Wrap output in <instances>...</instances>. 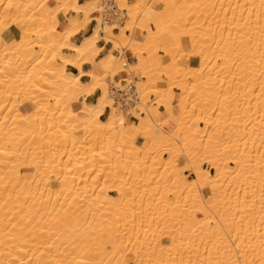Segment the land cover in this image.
<instances>
[{
	"label": "bare ground",
	"instance_id": "1",
	"mask_svg": "<svg viewBox=\"0 0 264 264\" xmlns=\"http://www.w3.org/2000/svg\"><path fill=\"white\" fill-rule=\"evenodd\" d=\"M50 1L0 0V264H264V0H133L131 41L92 16L106 0ZM102 40L135 64L123 48L83 71ZM124 71L147 82L132 121Z\"/></svg>",
	"mask_w": 264,
	"mask_h": 264
},
{
	"label": "rangeland",
	"instance_id": "2",
	"mask_svg": "<svg viewBox=\"0 0 264 264\" xmlns=\"http://www.w3.org/2000/svg\"><path fill=\"white\" fill-rule=\"evenodd\" d=\"M120 1V2H119ZM124 2V4L123 3H121V2ZM151 1V2H150ZM149 1V3L151 4V3H153V4H155V2H156V0H150ZM83 2H85V1H83ZM133 3H135L133 0H118V6L121 8V9H125L126 10V16H127V20L125 19L124 20V22H123V26L122 27H118V29H117V31H114V29H113V33L114 34H117L118 32H120L121 31V29L125 32V34H129L128 36H129V41H131L130 40V38L131 37H133V34H134V32H136V28L137 27H135V29H134V32H133V34H132V32L130 31V30H128V27H129V25H131V21L128 19V16H129V14H130V11H129V9H127L128 7H126V6H128V5H133ZM148 3V4H149ZM240 4V2H236V5H235V3L233 4V7H237L236 9L238 10V7H240L241 6V4H240V6H239V4ZM50 5H55V3H54V1L52 0V1H50V3H49ZM124 6H123V5ZM162 6L163 5H160L159 7H158V9H162ZM242 8H244V7H242ZM245 8H246V6H245ZM141 9V8H140ZM138 11V12H137ZM136 12L137 13H139V11L140 10H137ZM98 13V12H97ZM97 13H93L92 14V16H95V17H97ZM73 13L70 11V10H67L66 11V16L67 17H69V16H71ZM164 20V18H162V21ZM146 21V20H145ZM192 21V20H191ZM64 22H65V25H64V27H62V28H60V30L61 29H63V28H65L66 26H67V21L64 19ZM94 23L95 22H91V23H89V25H93L94 26ZM80 24H82L81 23V21H80ZM88 25V26H89ZM98 25V24H97ZM113 28H115V27H113ZM93 29H94V27H93ZM93 31V30H92ZM132 34V35H131ZM131 35V36H130ZM141 38V37H140ZM131 39H133V38H131ZM100 42H104L103 40L102 41H100ZM99 42V43H100ZM105 43V42H104ZM210 44V43H209ZM98 45V44H97ZM222 46V45H221ZM219 44L217 45V50L216 51H218L219 50V48L221 47ZM124 48V49H123ZM176 48V46L174 45V46H172V49H175ZM123 49V50H122ZM123 51V54H124V52H125V54H126V56L127 55H130L131 57H132V61H130V62H128L129 64H131V65H134L135 64V62H136V60H135V57H134V55H133V53H132V55L127 51V50H129V51H131L130 49H129V46H124V47H122V46H117V48H115V49H113V47H112V49L110 50V51H112V54L114 55V56H116V57H118L119 59H121V54H122V51ZM64 52L65 53H69L67 50H64ZM132 52V51H131ZM158 54L159 55H162V53L161 52H158ZM178 54H180V53H178ZM106 55V54H105ZM104 55V56H105ZM144 56H146V54H144ZM124 58H125V56H123ZM123 59H121V61H122ZM184 60V59H183ZM125 61H126V59H125ZM193 61V64H194V66H198V60H195V59H193L192 60ZM127 62V61H126ZM181 62H183V61H181ZM180 62V63H181ZM222 62H219L218 64H221ZM95 71H98V66L96 65V67H95ZM98 73H100L99 71H98ZM128 73H129V71H128ZM128 73H127V71H124L123 73H120L118 76H114L113 78H112V82L115 84V85H119V87H120V80H121V75L122 74H125V75H128ZM160 79L163 81V82H165L166 84H168L169 82H168V80L166 79V77H164V76H161L160 77ZM129 80H131L132 82H134V85L135 86H137V87H139V86H142V84H143V82H146V80H142L141 79V76L139 75V74H130L129 75ZM83 81H87L86 79H84ZM147 83V82H146ZM111 89V88H110ZM174 92L177 94L176 96L177 97H179V95H178V93H179V91L178 90H176V89H174ZM115 96V95H114ZM20 100V99H19ZM19 100H17V102H19ZM114 106L116 107V108H118V110L120 109V105L118 104L119 103V101H118V99H117V96H115L114 97ZM156 97L155 96H149L148 97V102H147V108L148 109H150V110H153L156 106H157V104H156ZM118 102V103H117ZM52 103V102H51ZM25 104H29L30 106H31V108H33V105L32 104H30V103H25ZM128 110V112L127 111H121L120 110V112H121V114H122V116H124L126 119H128V120H131L132 121V117H133V115H132V112H133V114H137V115H141L142 117H144V115H145V113L144 112H142V111H139V109L140 108H138L137 106L136 107H134V108H130V107H128L127 108ZM132 109V110H131ZM160 109L161 108H159V111H160ZM109 110V109H108ZM125 112V113H124ZM124 113V114H123ZM143 113V114H142ZM127 116H126V115ZM160 115V113L157 115V116H154L153 117V119L155 120V121H158V120H156V118L158 117ZM201 127H203V125H200ZM165 130L166 131H168V132H172L173 130H174V125L173 124H171V123H168V126L165 128ZM162 153V154H161ZM160 154L162 155V158H163V160H166V159H168L169 157H170V154L168 155V153H165V152H161ZM175 155H176V153H175ZM185 161H183L182 163H181V165L183 166V163H184ZM97 167V166H96ZM86 167H84V168H82L81 169V171L79 172V174H83V176H85L86 174L84 173V172H86V169H85ZM95 168V167H94ZM98 168V167H97ZM97 168L96 169H93L94 171L92 172L93 173V175L95 176L96 174H98V177H97V175L95 176V182H96V184H95V192H97V190H100V188L99 187H101L102 186V180H101V178H100V175H99V170H97ZM202 168L204 169V170H208V171H210L211 173H213V171H211L210 170V166L208 165V164H206V163H204V162H202ZM99 169V168H98ZM87 170H89L88 168H87ZM22 172H25V171H22ZM97 172V173H96ZM96 173V174H95ZM91 175V174H90ZM88 176L89 177V180H88V182H90V179H91V176H93V175H91V176ZM86 177V176H85ZM93 178V177H92ZM194 178V176H193V174H192V172L191 171H188V172H184V179L187 181V180H192ZM98 179H100V180H98ZM94 182V183H95ZM84 183V182H83ZM99 183H100V186H99ZM102 183V184H101ZM107 183H108V185H109V182H106V184L105 185H107ZM111 195H115L114 193H112ZM173 197H170V199H172ZM205 199H207V197H205ZM199 218H202L201 216H198ZM254 225H257L256 223L254 224ZM174 229L176 230V225H175V227H174ZM239 239H241L240 238V236H239V234H238V237L236 238V244H237V242L239 243ZM165 244H167L168 242L167 241H163ZM235 243V242H234ZM231 245V244H230ZM233 246V245H232ZM234 247V246H233ZM122 249H124V248H122ZM247 250H249V249H245V253H246V251ZM250 251V250H249ZM250 252H248V254H249ZM237 255V256H236ZM247 255V254H246ZM235 256H236V258H237V260H241L238 256H239V254L237 253V254H235ZM242 263H244V262H242ZM241 263V264H242ZM128 264H132V262L131 261H128ZM245 264H250L248 261L245 263Z\"/></svg>",
	"mask_w": 264,
	"mask_h": 264
},
{
	"label": "crops",
	"instance_id": "3",
	"mask_svg": "<svg viewBox=\"0 0 264 264\" xmlns=\"http://www.w3.org/2000/svg\"><path fill=\"white\" fill-rule=\"evenodd\" d=\"M52 1V0H51ZM83 1H86V0H79V3L80 4H82V3H84ZM50 3V2H49ZM55 3V2H54ZM55 5H56V3H55ZM55 5H50L49 4V6L50 7H54ZM154 6H157L156 5V3L155 4H153ZM72 16V15H71ZM70 17V16H69ZM94 17V16H93ZM92 17V18H93ZM91 18V19H92ZM64 25H65V22H64V20H60V25H59V28H58V30L60 31V32H63V31H65V30H67L69 27H70V25L68 24V22H67V26L65 27V28H63V29H61L60 30V28H62V27H64ZM93 25L91 24V25H89V26H87L86 27V29L85 30H83V31H81L80 33H78L76 36H74L72 39H71V42L72 43H75V44H79L85 37H87V36H89L91 33H92V30H93ZM3 36L4 37H7V33L4 31L3 32ZM133 39H135V40H141V38H140V35L138 34V32L136 31V32H134V34H133ZM98 48L101 50V49H103V51L100 53V55L98 56V58L95 60V62L92 64V66H91V64H85V65H83V71H95L96 69H95V67H96V63L102 58V57H104V55L105 54H107L111 49H112V45H110V44H108V45H106L104 42H100V43H98ZM131 55H132V52L131 51H129V50H127ZM124 56H125V59H126V61L127 62H130V61H132V57L130 56V55H127L126 56V54H125V52H124ZM133 56V55H132ZM67 70L68 71H70V72H72V73H74V74H76L77 73V71L75 70V69H73V68H71V67H68L67 68ZM122 77H121V79H123V78H125V74H122L121 75ZM84 80V79H83ZM98 96H99V92L97 91V92H95V94H93L92 96H89L87 99H86V102L88 103V104H94L95 102H96V100H97V98H98ZM81 107V102H78L77 104H75V105H73V108L74 109H79ZM25 109H32L31 108V106L29 105V104H24L23 105V107H21V110H25ZM108 113H109V110L107 109L106 111H105V113H104V115L101 117V120H105L106 119V117H107V115H108ZM164 118H166V114H165V112H164V109H160V115L156 118V120H162V119H164ZM167 127V126H166Z\"/></svg>",
	"mask_w": 264,
	"mask_h": 264
},
{
	"label": "built area",
	"instance_id": "4",
	"mask_svg": "<svg viewBox=\"0 0 264 264\" xmlns=\"http://www.w3.org/2000/svg\"><path fill=\"white\" fill-rule=\"evenodd\" d=\"M104 7L105 8L102 13L100 12L97 13V17L100 18L101 21V27H104V25L106 24H117L122 26L124 22L122 18H124V16L126 15V11L119 9L117 0L104 1ZM95 25L96 23H94V26ZM114 31H117V28ZM120 82H121L120 87L118 88L111 87V90L113 91L115 96H117V99L119 101L120 110L127 111L128 107L130 108H134L136 106L138 107V105H136L135 102L130 103V101H128L129 104H126L125 102L130 98L133 99L136 98L134 83L131 80H129L128 75H126L125 78L121 79Z\"/></svg>",
	"mask_w": 264,
	"mask_h": 264
}]
</instances>
